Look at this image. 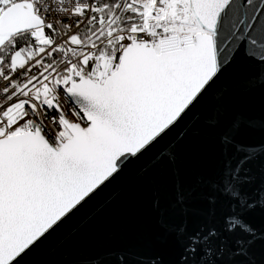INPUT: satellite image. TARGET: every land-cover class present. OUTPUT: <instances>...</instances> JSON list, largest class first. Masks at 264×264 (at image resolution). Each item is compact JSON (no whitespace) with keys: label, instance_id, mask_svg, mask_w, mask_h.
<instances>
[{"label":"snow or ice","instance_id":"obj_1","mask_svg":"<svg viewBox=\"0 0 264 264\" xmlns=\"http://www.w3.org/2000/svg\"><path fill=\"white\" fill-rule=\"evenodd\" d=\"M241 55L264 65V0H0V264H23L194 114ZM225 115L221 97L204 119L218 127ZM237 129L221 131L225 160L210 181L230 202L223 227L186 235L183 264H215L222 233L255 236L243 212L256 201L241 186L257 153ZM185 197L180 185L177 203ZM235 244L230 254L244 256L251 240Z\"/></svg>","mask_w":264,"mask_h":264},{"label":"water","instance_id":"obj_2","mask_svg":"<svg viewBox=\"0 0 264 264\" xmlns=\"http://www.w3.org/2000/svg\"><path fill=\"white\" fill-rule=\"evenodd\" d=\"M221 97L225 118L220 126L210 127L204 114ZM233 121L238 124L236 142L253 146L257 153L245 165L242 175L247 180L241 186L246 198L256 201L243 212L255 236L222 233L227 250L213 259L215 264H264V65L250 63L243 55L223 70L216 88L194 114L67 218L23 264H151L154 258L160 264H183L186 235L201 226L221 229L228 214L230 202L213 191L210 181L225 160L221 131ZM169 149L174 150L169 160L153 159ZM234 154L239 155L230 148L228 156ZM180 185L186 197L177 203ZM181 226H186L184 237L176 231ZM239 237L251 240L247 255L230 254ZM219 244L216 240L215 246Z\"/></svg>","mask_w":264,"mask_h":264}]
</instances>
